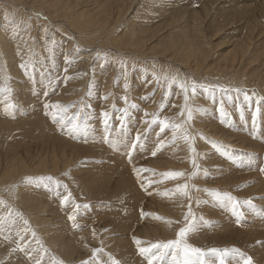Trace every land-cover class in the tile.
<instances>
[{
  "label": "rangeland",
  "instance_id": "obj_1",
  "mask_svg": "<svg viewBox=\"0 0 264 264\" xmlns=\"http://www.w3.org/2000/svg\"><path fill=\"white\" fill-rule=\"evenodd\" d=\"M0 1L2 11L20 14L7 26L0 12V41L14 44L0 52V178L14 163L28 169L14 176L24 190H0V264H149L141 247L180 239L190 225L182 244L205 253L199 264H220L212 249L228 250L225 264L249 256L264 264V191L255 186L264 183V0H125L108 29L89 24L91 44L79 40L61 5L57 17L35 0ZM22 13L39 15L37 27ZM131 30L147 31L145 51L118 43ZM187 44L207 57L199 68L180 62ZM109 53L133 63L120 70ZM72 123L80 131L69 133ZM234 137L253 145L239 148ZM54 160L56 173L39 171ZM170 172L183 176L163 175ZM184 184L187 195L177 191ZM20 192L30 202H20ZM229 197L239 200L235 211ZM153 264H172L171 255Z\"/></svg>",
  "mask_w": 264,
  "mask_h": 264
},
{
  "label": "bare ground",
  "instance_id": "obj_2",
  "mask_svg": "<svg viewBox=\"0 0 264 264\" xmlns=\"http://www.w3.org/2000/svg\"><path fill=\"white\" fill-rule=\"evenodd\" d=\"M5 1H7V0H5ZM22 1V0H21ZM24 1V0H23ZM26 1V0H25ZM37 1V2H36ZM125 0H46V1H44V0H35V1H33V4L34 3H36V6H37V4H38V6L40 7V8H42L43 9V7H44V10H48V12L49 11H51V10H54V12H55V14L57 15V17H62V16H60V14H59V9L57 8V6L58 5H61L60 7H61V10H60V12L61 11H63L64 10V8H66V10H68V12H67V14L68 13H70V18H71V20H70V18L68 17V16H66V18L68 17L69 18V21H70V24H71V26L72 27H74V29H76L75 31H78V37H79V40H81L82 42H86V43H89V44H91L92 43V41H91V36H90V32L88 31V28H89V24H92L93 26H95L96 24H98V25H102V26H100L101 28H103V27H108V25L111 23L110 21H111V18H112V16H114L113 15V11L115 10V7H116V5L120 2V4H122L123 2H124ZM127 1V0H126ZM1 2V1H0ZM28 2V1H27ZM8 3V2H7ZM10 3V2H9ZM2 4H4V3H2ZM18 4V3H17ZM7 5H9V4H7ZM12 5V4H11ZM10 5V6H11ZM22 5V4H21ZM25 5V4H24ZM31 5H32V2H31ZM4 6H6V5H4ZM16 6V5H15ZM23 6V5H22ZM27 6V5H26ZM35 6V7H36ZM37 6V7H38ZM13 7V6H12ZM17 7V6H16ZM59 7V8H60ZM4 8H8V7H4ZM33 8V7H32ZM4 10V11H2V9L0 8V12H2V16H3V18H5V20H6V22H5V25H7L8 23H10V21L15 17V16H20V14L19 13H17L16 11H14V10H12V9H10V8H8L7 10ZM13 9H15L14 7H13ZM16 9H18V8H16ZM15 9V10H16ZM23 9V8H22ZM31 9V8H30ZM34 9V8H33ZM24 10V9H23ZM17 11H19V10H17ZM26 11V10H25ZM24 11V12H25ZM35 11H36V9H35ZM45 12V11H44ZM43 12V13H44ZM65 13V12H64ZM24 13H22V18H24L25 20L24 21H26V26H32V24L31 23H33L34 25V27L36 26L35 25V23H38V21H37V19L35 18V17H37L38 18V16H35L33 13V15L35 16H33L34 18H32V17H29V16H27L26 14H24ZM45 14H46V12H45ZM49 14V13H48ZM47 14V15H48ZM61 14H62V12H61ZM54 15V14H53ZM52 15V16H53ZM1 16V15H0ZM40 16H42V15H40ZM46 16V15H45ZM65 16V15H64ZM56 17V16H55ZM54 17V18H55ZM53 18V17H52ZM51 18V19H52ZM64 18V17H63ZM15 19H16V17H15ZM39 19V18H38ZM59 19V18H58ZM55 20H56V18H55ZM60 20V19H59ZM62 20V19H61ZM43 21V20H42ZM4 22V21H3ZM16 22V24H17V22L19 23L20 21H15ZM15 22H14V25H15ZM49 22V21H48ZM54 22V21H53ZM58 22H60V21H58ZM44 23V22H43ZM61 23V22H60ZM63 23V22H62ZM20 24V23H19ZM45 24V23H44ZM5 25L3 26V27H5ZM46 25V24H45ZM51 25H52V23H51ZM56 25H58V29L59 30H64L63 32H69L68 31V29H67V31L64 29V27H62L61 25H59V24H56ZM0 26H1V24H0ZM8 26V25H7ZM11 26V25H10ZM16 26V25H15ZM19 26V25H18ZM20 26L21 27H23L22 26V22H21V24H20ZM39 26V25H38ZM47 26V25H46ZM54 26V25H53ZM60 26V27H59ZM69 26V25H68ZM2 27V29L4 30V28ZM37 27V26H36ZM48 27H49V25H48ZM70 27V26H69ZM71 27V28H72ZM106 27V28H107ZM24 28V27H23ZM27 28V27H26ZM31 28V27H30ZM40 28V27H39ZM70 28V29H71ZM95 28V27H94ZM101 28H100V30H101ZM105 28V29H106ZM18 29H19V27H18ZM38 29V28H37ZM108 29V28H107ZM110 29H112V28H110ZM1 30V29H0ZM3 30H1V32H2V37H4L5 35H4V31ZM13 30H15L14 28H13ZM26 30V29H25ZM39 30V29H38ZM49 30V29H48ZM53 30V29H52ZM51 30V31H52ZM103 30H104V28H103ZM102 30V31H103ZM113 30V29H112ZM111 30V31H112ZM136 30H139V29H137L136 28ZM136 30H131V34L129 35V37L128 36H125V38H124V34H123V38H124V40H117L118 41V43H120L121 41L123 42V41H125L126 42V40H127V42H126V44L127 43H129V45L130 46H128V45H125V46H127V48L129 47H132V46H134L135 47V49H133L134 50V52H136V53H138V50H140L141 51V48H143V50L145 49V47H147L148 45H146V43H147V41H148V35H147V31H145V30H141L140 31V33H135L134 34V32H138V31H136ZM18 31V30H17ZM20 31V30H19ZM23 31H24V29H23ZM34 31V30H33ZM43 31V30H42ZM56 31V30H55ZM99 31V30H98ZM110 31V30H109ZM129 31H130V29H129ZM128 31V32H129ZM28 32V31H27ZM32 32V31H31ZM41 32V31H40ZM43 32H45V31H43ZM47 32V31H46ZM50 32V31H49ZM100 32V31H99ZM105 32V34H106V31H104ZM22 33V32H21ZM29 33H30V31H29ZM34 33V32H33ZM53 33V32H52ZM56 33V32H55ZM70 33V32H69ZM109 33V32H108ZM8 34V33H7ZM31 34V33H30ZM39 34V33H38ZM37 34V35H38ZM45 34V33H44ZM44 34H42V36L44 35ZM77 34V33H76ZM95 35H96V33H94ZM110 34V33H109ZM113 34V33H112ZM12 35H14V34H12ZM39 35H41V34H39ZM38 35V36H39ZM91 35H93L92 33H91ZM95 35L92 37V38H95ZM108 35V34H107ZM106 35V36H107ZM155 35V34H154ZM33 36V35H32ZM31 36V37H32ZM46 36V35H45ZM110 36H112V35H110ZM18 37V36H17ZM28 37V36H27ZM34 37H35V35H34ZM40 37V36H39ZM78 37H77V39H78ZM98 37H101L102 38V36H98ZM128 37V38H127ZM22 38V37H21ZM25 38V37H24ZM41 38V37H40ZM43 38H45V37H43ZM43 38H42V40H43ZM47 38V37H46ZM55 38V37H54ZM104 38V37H103ZM107 38H108V36H107ZM107 38H104V39H107ZM110 38V37H109ZM152 38H154L152 35H149V40H151ZM0 39H2L1 37H0ZM6 39V38H5ZM17 39V38H16ZM23 39V38H22ZM21 39V41L20 42H22L23 40ZM27 39V38H26ZM31 39V38H30ZM39 39V38H38ZM2 40H4V39H2ZM18 40H20V39H18ZM34 40H35V38H34ZM34 40H32V41H34ZM46 40V39H45ZM51 40H53V38H51ZM59 40V39H58ZM57 40V41H58ZM110 40H115V39H113V38H110L108 41H110ZM6 41V40H5ZM28 41V40H27ZM30 41V40H29ZM28 41V42H29ZM31 41V42H32ZM38 41V40H37ZM50 41V40H49ZM60 41V40H59ZM100 42H102L101 40H99ZM107 41V42H108ZM19 42V41H18ZM19 42V43H20ZM52 42V41H51ZM55 42V41H54ZM61 42V41H60ZM104 42V41H103ZM111 42V41H110ZM124 42V43H125ZM5 43H7V45H8V43L9 42H5ZM5 43H4V41H0V46L4 49H2L1 50V48H0V52H4L6 49H5V47L7 46H5ZM15 43V42H14ZM25 43H26V41H25ZM35 43V42H34ZM53 43V42H52ZM85 43V44H86ZM105 43V42H104ZM103 43V44H104ZM10 44V43H9ZM23 44V43H22ZM32 44V43H31ZM31 44H29L28 43V45H31ZM47 44V45H46ZM49 44H50V42H49ZM49 44L48 43H45V47H43V49L45 48V50H46V52H47V50L49 49H51V48H48L47 49V47L49 46ZM54 44V43H53ZM56 44H58V43H56ZM61 44V43H60ZM71 44V43H70ZM80 44V43H79ZM95 44V43H94ZM93 44V45H94ZM97 44V43H96ZM102 44V43H101ZM100 44V45H101ZM112 44V43H111ZM10 45H14V44H10ZM37 45V44H36ZM43 45H44V43H43ZM50 45H52V44H50ZM62 45V44H61ZM71 45H73V44H71ZM105 45V47L108 45V43L106 44H104ZM103 45V46H104ZM172 45V44H171ZM17 46V45H16ZM26 46H27V44H26ZM25 46V47H26ZM33 46H34V44H33ZM41 46H42V44H41ZM109 46V45H108ZM113 46V45H112ZM248 46V45H247ZM9 46H7L6 48H8ZM18 47V46H17ZM68 47V46H67ZM116 47V46H115ZM154 47V46H153ZM21 48H23V50H24V47H22L21 46ZM33 48H36V47H33ZM38 48H40V47H38L37 46V49ZM117 48V47H116ZM209 48V47H208ZM9 49V48H8ZM8 49H7V51H8ZM11 49V48H10ZM42 49V48H41ZM211 49V48H210ZM12 50V49H11ZM26 50V49H25ZM29 50V49H28ZM30 50H31V46H30ZM36 50V49H35ZM39 50V49H38ZM38 50H36V51H38ZM49 50H48V52H49ZM51 50H53V49H51ZM50 50V52H52ZM94 50V49H93ZM152 50V49H151ZM6 51V52H7ZM54 51L56 52V53H58V54H60L59 52H60V50L59 49H54ZM145 51V50H144ZM176 51H178V50H176ZM175 51V52H176ZM203 50H200V51H197L196 49H194L193 48V46L192 45H190V44H187L186 45V48H184L183 50H182V52H180V54H182V59H181V61L180 62H182V63H185L186 65L188 64V65H190V64H193V67L195 66V67H200V64L202 63V62H205V60H207V57L205 56V55H203V52H202ZM2 52V53H3ZM5 52V53H6ZM21 52V51H20ZM23 52V51H22ZM21 52V53H22ZM39 52H40V50H39ZM43 52V51H42ZM42 52H40V53H42ZM45 51H44V55H47V54H45L46 53ZM113 52V51H112ZM254 52V51H253ZM4 53V54H5ZM55 53V54H56ZM99 54H101L100 52H98ZM144 53V52H143ZM23 54V53H22ZM21 54V55H22ZM36 54H38V53H36ZM50 54V53H49ZM109 54H111V53H109ZM180 54H178V55H180ZM17 55H19V54H17ZM20 55V56H21ZM29 57L31 58V53H29ZM54 55V54H53ZM101 55H103V54H101ZM100 55V56H101ZM112 56H113V58H111L112 60H116V64H115V66L117 67V68H121L120 70H123L124 71V69H125V71L128 69V66L130 67L131 66V64L133 63V61H131V59L129 58V59H126V61H127V64H128V66H125V64H122V58L121 57H116V56H114L115 54H111ZM117 55V54H116ZM3 56V55H2ZM7 56V55H6ZM41 56V55H40ZM54 56H56V55H54ZM58 56V55H57ZM56 56V57H57ZM95 56H98V55H95ZM100 56H98V58L100 57ZM119 56H121V55H119ZM23 57V56H22ZM21 57V58H22ZM27 58H29L28 56H26ZM109 57V56H108ZM174 57V56H173ZM1 58V57H0ZM29 58V59H30ZM41 58V57H40ZM4 59V58H3ZM29 59H24V60H29ZM58 59H59V57H58ZM109 59V58H108ZM110 59V60H111ZM178 59V58H177ZM13 60H15V59H13ZM101 60V59H100ZM103 60V59H102ZM123 60H125V59H123ZM190 60H193V61H190ZM126 61H124V62H126ZM103 62H104V60H103ZM106 63V62H105ZM5 64H7V63H5ZM102 65V62H100L99 63V65ZM104 64V63H103ZM107 65V64H106ZM105 64H104V68H105V66H106ZM207 66V65H206ZM233 66V65H232ZM7 67H9V66H7ZM101 67V66H100ZM107 67V66H106ZM73 68H75V67H73ZM72 68V69H73ZM77 68H80L79 67V65H78V67ZM102 68H103V65H102ZM115 68V67H114ZM205 68V67H204ZM209 68V67H208ZM235 68V67H234ZM8 69V68H7ZM6 69V70H7ZM13 69V68H12ZM134 69V68H133ZM224 69V67L222 68V70ZM77 70V69H76ZM225 70H227V69H225ZM73 71V70H72ZM133 71V70H132ZM215 71H216V69H215ZM214 71V72H215ZM228 71V70H227ZM199 72V71H198ZM232 71H230V73H231ZM235 72V71H234ZM237 72V71H236ZM6 73H8V72H6ZM126 73V72H125ZM218 73V72H217ZM223 73V72H222ZM226 74H227V72H225ZM1 74V73H0ZM79 74V73H78ZM229 74V73H228ZM2 75V74H1ZM16 75V74H15ZM77 75V74H76ZM222 75V74H221ZM223 75H224V73H223ZM214 76H216V74L214 75ZM217 77V76H216ZM243 77V76H242ZM5 78H6V76H5ZM9 78V77H8ZM3 79H4V77H3ZM72 79V78H71ZM77 79L78 78H76V81H77ZM228 81H230L229 79H227ZM236 81V80H235ZM238 82H239V80H237ZM72 82V81H71ZM241 82V81H240ZM243 82V81H242ZM246 82V81H245ZM1 83V82H0ZM74 83V82H73ZM76 83V82H75ZM247 83H249V82H247ZM70 84H72V83H70ZM244 84V83H243ZM250 84V83H249ZM1 85V88H3V85L2 84H0ZM241 85V84H240ZM264 85V84H263ZM263 85H260V86H262L263 87ZM232 86V85H231ZM69 87H70V85H69ZM226 88V87H225ZM227 89V88H226ZM244 93V92H243ZM75 98V97H74ZM195 115V114H194ZM193 116V115H192ZM225 132V131H224ZM212 135H213V137H215V139L217 138V136H218V132H217V130H216V132H214V133H212ZM223 135V134H222ZM226 136V135H225ZM225 136H220V138H224ZM226 138H228V136L226 137ZM225 138V139H226ZM218 139V138H217ZM216 139V140H217ZM231 141V140H230ZM232 141H234L233 143V145H236V146H239V148L240 147H251L250 146V144H252L251 142H250V144H249V142L246 140V138H243V137H240V138H237V137H234V140H232ZM237 141H239V142H237ZM206 145V144H205ZM253 145V144H252ZM207 147V146H206ZM205 147V148H206ZM253 148V147H252ZM212 153H215L214 151H212ZM216 154V153H215ZM213 156V160H217V157H219L218 155H216L217 157H215L214 155H212ZM211 158V157H210ZM188 159V158H187ZM187 159H182L183 161H185V163H183L184 165H188L189 164V161H187ZM179 160H180V158H179ZM219 160V159H218ZM183 161H181V163L183 162ZM180 162V161H179ZM12 164V163H11ZM15 164V163H14ZM12 165V166H9V168L8 169H6V171L3 173V176H2V178H0V190L1 191H4L5 192V189L7 188L8 190L9 189H11V191L13 192V194H10V196H12V195H14V196H16V194H17V192H15V191H13L14 190V188H18V187H20L19 189H18V191H22V190H24L23 189V187L22 186H19L18 184V182H17V177L15 178L14 176L16 175V174H20L19 176H22V175H24V171H27L28 169H26L25 167H23V166H20V168H16L15 166H16V164L15 165ZM19 164V163H18ZM20 165H21V163H20ZM51 168H48L46 165H44V164H39V167H40V169H39V171L40 172H50V173H52V174H54V173H56L58 170V168H59V165L57 164V161H51ZM67 166V165H66ZM49 169V170H48ZM39 171H36V172H39ZM27 175H30V174H28V173H25V176L27 177ZM38 175V174H37ZM19 178V177H18ZM11 182L9 185H7L5 182ZM14 182V183H13ZM260 184H262V185H260ZM255 186H260L261 188L260 189H262L261 191H259V192H263L264 191V183H262L261 181L260 182H256L255 183ZM12 187V188H11ZM7 190V191H8ZM6 191V192H7ZM0 195H1V193H0ZM22 195H24V196H26L27 198H28V201L30 202V200H31V196H29L28 195V193H22V192H20V193H18V197H19V199H20V202H23L24 200H25V198H24V196H22ZM12 199V198H11ZM17 199V198H16ZM15 199V204H17V206H20V204H18V203H16V200ZM8 200H9V198H8ZM13 200V199H12ZM9 201H11V200H9ZM13 203V202H12ZM39 204V203H38ZM42 204V203H41ZM9 205H11V203L9 204ZM14 205V204H13ZM14 206H16V205H14ZM26 206V205H25ZM42 209V208H41ZM44 209V208H43ZM39 210V209H38ZM37 211V210H36ZM165 211V210H164ZM169 213V212H168ZM31 215H32V213H30ZM34 215V214H33ZM35 216V215H34ZM167 216V215H166ZM152 240V239H151ZM1 252V251H0ZM2 253V252H1ZM3 255H5L4 253H3Z\"/></svg>",
  "mask_w": 264,
  "mask_h": 264
},
{
  "label": "snow or ice",
  "instance_id": "obj_3",
  "mask_svg": "<svg viewBox=\"0 0 264 264\" xmlns=\"http://www.w3.org/2000/svg\"><path fill=\"white\" fill-rule=\"evenodd\" d=\"M179 87L185 92V100L188 99L187 96V92H188V87L184 84V83H180ZM191 90L193 93H195L196 88H197V84L195 82H193L191 84ZM220 88L221 91H225V89L223 88V86H218ZM205 91H209V92H214L215 89H205ZM252 97L249 94H245L244 95V100L245 101H251ZM261 100H264V97L260 98ZM51 107V106H50ZM56 108L59 109L60 106L56 105ZM221 110L223 111V104H221ZM104 117L107 118L108 114L105 112L103 113ZM188 118L191 119L192 118V113L189 112L188 113ZM77 119V117H72L71 120H75ZM71 120L69 122H71ZM163 124L164 128L169 127V124L167 121H163L161 122ZM172 127L176 128V129H180V125H173ZM69 133H75L80 131V125L77 123H72V126L68 129ZM137 140H139V134H137L136 137ZM185 140H190V137L188 135L184 136ZM134 147V146H133ZM192 151L195 153L196 149L193 148ZM153 155H155V153H153ZM193 163L195 164V160L193 161ZM261 171H264V168L260 169ZM163 175H166L170 178H178L183 176L182 172H170V173H165ZM177 191L182 192L184 195L188 194V185L184 184L181 186H178ZM217 195H219L217 193ZM229 203L233 209V211L236 210V208L239 205V200H234L231 197H229ZM245 203L247 204H251L252 201L248 200L245 201ZM81 207V205H76V208L79 209ZM84 207H88V205H84ZM192 212L191 210H189L186 219L188 216H192ZM157 219H161V217H156ZM70 219L75 220L76 216L73 215L70 217ZM194 222V219H193ZM237 222L239 223V217L237 218ZM191 230V225L187 228H181L180 231L178 232V236L180 239H175V240H171L168 241L166 243H156L153 244L150 248H144L141 247L139 249V251L142 254H148L151 259L149 261V264H153L154 261L156 260H163L164 256L166 255H171L172 258V264H199V258L204 256L205 253L198 248H194V247H189L186 245L182 244L183 239L186 237L187 233ZM137 244H140L141 242L139 240L136 241ZM96 251H100L99 249H97ZM213 253L217 254L220 257V264H225V259L224 257L228 254V250L225 249L223 250V252H221V250L219 249H212L211 250ZM238 251V250H237ZM241 256H243V254L241 253ZM115 264H118V262H115ZM243 264H254L253 259L249 256L243 259Z\"/></svg>",
  "mask_w": 264,
  "mask_h": 264
}]
</instances>
